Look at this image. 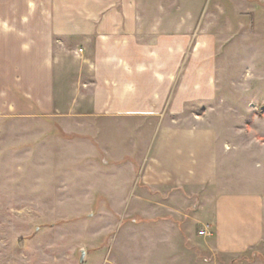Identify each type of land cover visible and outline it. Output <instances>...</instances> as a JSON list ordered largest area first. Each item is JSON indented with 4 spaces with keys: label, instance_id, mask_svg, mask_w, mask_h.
I'll list each match as a JSON object with an SVG mask.
<instances>
[{
    "label": "crops",
    "instance_id": "1",
    "mask_svg": "<svg viewBox=\"0 0 264 264\" xmlns=\"http://www.w3.org/2000/svg\"><path fill=\"white\" fill-rule=\"evenodd\" d=\"M207 2L0 0V115L80 110L154 126L151 134H119L135 157L142 151L129 170L148 194L120 176L119 189L109 180L103 193L108 203L120 195L119 203L140 206L156 223L134 233L135 251L151 255L139 260L145 264H261L253 250L264 251V189L223 186L214 130L173 116L208 88L185 80L191 72L206 78L190 63L188 31L206 25ZM65 61L77 63L72 76L63 74ZM205 225L209 233L199 234Z\"/></svg>",
    "mask_w": 264,
    "mask_h": 264
},
{
    "label": "rangeland",
    "instance_id": "2",
    "mask_svg": "<svg viewBox=\"0 0 264 264\" xmlns=\"http://www.w3.org/2000/svg\"><path fill=\"white\" fill-rule=\"evenodd\" d=\"M207 1L206 25L188 31L190 63L206 78L191 72L185 80L208 88L173 116L214 130L223 186L264 189V0H215L219 13ZM76 64L65 61L63 74L72 76ZM63 112L0 115V264H145L139 260L151 255L135 251L134 233L156 223L140 206L119 203L120 195L108 203L103 193L109 180L123 178L148 194L129 170L139 167L142 151L135 157L119 134H151L154 126ZM253 251L264 264V251Z\"/></svg>",
    "mask_w": 264,
    "mask_h": 264
},
{
    "label": "built area",
    "instance_id": "3",
    "mask_svg": "<svg viewBox=\"0 0 264 264\" xmlns=\"http://www.w3.org/2000/svg\"><path fill=\"white\" fill-rule=\"evenodd\" d=\"M198 233H199V234H207V233H209V232L207 231V225H205L202 229H200V230L198 231Z\"/></svg>",
    "mask_w": 264,
    "mask_h": 264
},
{
    "label": "water",
    "instance_id": "4",
    "mask_svg": "<svg viewBox=\"0 0 264 264\" xmlns=\"http://www.w3.org/2000/svg\"><path fill=\"white\" fill-rule=\"evenodd\" d=\"M82 257H83V251H82V255H81V257H80V260L82 259Z\"/></svg>",
    "mask_w": 264,
    "mask_h": 264
}]
</instances>
